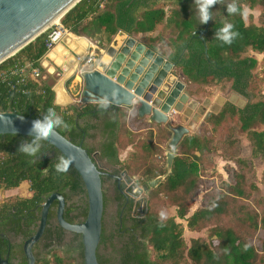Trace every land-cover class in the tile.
I'll list each match as a JSON object with an SVG mask.
<instances>
[{"label":"trees","instance_id":"16d2710c","mask_svg":"<svg viewBox=\"0 0 264 264\" xmlns=\"http://www.w3.org/2000/svg\"><path fill=\"white\" fill-rule=\"evenodd\" d=\"M147 1L80 0L59 23L69 33L91 40L100 51L109 46L119 31L141 37L151 48L157 44L168 48L167 59L177 63L190 96L215 97L217 91L210 93L205 88L216 86L221 91L245 88L252 97L257 94L258 85L264 81V0H243L237 4L238 13L229 14L226 8L213 18L204 37L209 61L203 53L202 41L191 36L202 27L193 0H176L165 4L167 8H154ZM256 5L262 7L259 24L254 23L251 14L245 21L244 7L253 9ZM226 23L233 24V31L239 33L230 45L216 38V32ZM159 28L169 33L167 39ZM47 36L48 29L0 63V112L42 119L54 107L70 125L68 131L55 130L71 142L93 141L96 132H100L98 146H86L93 162L97 158L118 165L117 172H124L128 180L136 176L137 187L161 175L165 146L172 136L167 127L139 118L135 112L129 115L124 107L109 112L92 103L60 106L41 73L37 78L31 76L30 69L41 71L39 61L46 53ZM248 50L263 55V65L257 71L254 70L258 61L247 54ZM257 124L264 125L262 98L253 100L245 109L226 104L218 113L203 119L202 133L184 135L173 151L171 174L157 187L147 189L144 215L132 216L134 199H129L123 208L127 217L120 230L116 227L108 234L102 225L96 251L98 264H264V200L244 172L230 170L227 180L205 191L201 198L203 206L191 212L202 178L211 176L209 170L214 168L213 158L219 146L224 142L233 144L229 138L235 129L247 133L251 156L264 162V129H253ZM31 139L0 135V190H12L27 183L29 192L28 196H16L0 203V233L21 236L23 240L34 234L39 216L28 217L29 223L22 219L54 192L70 203L68 213L73 211V199H84L75 216L80 222L87 213L86 191L78 173L71 166L65 174L55 170V163L62 156L58 150L44 141L37 157L17 150L22 142ZM128 147L131 152L121 159L120 151ZM45 150H52V156L44 157ZM262 178L264 181V169ZM102 192L105 204L104 188ZM115 202L119 215L125 199L118 193ZM167 207H173L175 215L161 220L160 212ZM53 214L54 211L48 213L46 225ZM185 229L204 231L205 238H191L187 246L183 237ZM79 236L75 235L72 243L61 249V236H55L52 228L46 227L40 239L42 249L34 253L35 264H76L77 256L83 263ZM6 251L7 241L0 238V253ZM16 253L22 259L20 264H25L21 246L11 243L10 254Z\"/></svg>","mask_w":264,"mask_h":264},{"label":"water","instance_id":"95a60500","mask_svg":"<svg viewBox=\"0 0 264 264\" xmlns=\"http://www.w3.org/2000/svg\"><path fill=\"white\" fill-rule=\"evenodd\" d=\"M80 0H0V63L13 56L36 37L46 31L53 23L60 19ZM211 15V9H208ZM211 18L203 29L192 32V37L203 43V53L207 60V45L205 35ZM61 31L64 29L61 27ZM196 33V35H195ZM118 35H123L119 31ZM134 40V39H133ZM119 41L116 37L104 49L97 65L92 70L82 73L80 103L99 104L107 97L109 107H131L139 118L148 117V121L155 125H164L172 136L165 151L164 172L141 186L142 191L157 187L171 174L174 149L189 132L183 124L173 126L169 118L173 112L181 113L196 121L205 111L209 99H205L203 106H199L198 113L191 116L197 103L191 100L186 85L174 74L175 62H170L157 49L141 42ZM115 93V95H113ZM238 96L231 92L229 97H217L214 108L207 111L204 119L216 114L226 104L234 103ZM135 101V103H132ZM236 105V104H235ZM238 106V104L236 105ZM36 119L14 112H0V135H30L33 121ZM56 133H58L55 130ZM44 142L58 150L65 158H72L71 167L80 176L87 200L85 219L77 224H70L63 218L64 198L59 193L50 194L40 205L39 224L34 234L23 243L25 264H35L32 252L33 245L39 241L47 220L50 205L57 201L56 219L59 225L70 232L80 235L82 244L83 264H98L96 251L100 241L103 216V192L101 176L110 175L99 170L87 149L81 144H75L58 133ZM125 174V173H123ZM0 264H8L0 259Z\"/></svg>","mask_w":264,"mask_h":264},{"label":"rangeland","instance_id":"374dc122","mask_svg":"<svg viewBox=\"0 0 264 264\" xmlns=\"http://www.w3.org/2000/svg\"><path fill=\"white\" fill-rule=\"evenodd\" d=\"M155 6L167 8V6L161 5V4H156ZM245 9H247V16L249 14H251L253 16L254 23L259 24V15L261 12V7H256V8L254 7L253 9H249L247 7H244V11H245ZM247 16L246 17L244 16L245 21H247ZM159 29L162 32L163 38L167 39L169 37V33L166 30H162L161 28H159ZM140 39H141V37H140ZM141 40H143V39H141ZM98 49H96V54H97L96 59L97 60L100 59L101 55L104 52L103 50L100 51ZM247 54L254 56L257 59L258 64H257V67L254 71L259 70L263 65V63H262L263 55L258 54L254 51H251V50H248ZM92 66L93 65H91L90 67H92ZM90 67H88V68H90ZM75 75L79 76L78 82L81 83L82 73L80 74V70L78 68H75ZM179 78L181 79V81L184 82V77H181L179 75ZM69 84H70V82L65 83L66 88L69 86ZM80 89H81V86H79V84H76L70 89L71 91H69V92H71V94L72 93L75 94L76 92H78V94H79ZM205 90L207 92H210V93L217 91V95H218V96L216 95L217 97H219V96L229 97V95H231V93H229V91L227 89H225L224 91H221L220 86L205 88ZM78 94H77V96L79 97ZM227 94H229V95H227ZM216 96L210 97V98L207 97V94H201L198 96H196V95L191 96V100H193L197 103L195 109H193L191 112V116L198 113L197 112L198 108H199V106H203V102L205 101V99L208 98L209 102L206 105L205 111L203 112V114L200 115L196 121H193L191 117H189L188 119L183 121L179 117L178 121H180L181 124H183L189 128L188 134L189 133H202L203 132V130H204V128H203L204 115L207 111H210L212 108H214V106L216 104H218ZM259 98H262L264 100V81H262V83H260V85H258L257 94H255L254 97H252V101L259 99ZM238 100L239 99H234V103H232V105H235V104L237 105L239 102ZM253 129H255V130L264 129V125L257 124L253 127ZM246 135H247L246 132L241 131L239 129H235L233 136H231L229 138V141H234L233 144L230 145V143L224 142L219 146L218 152L213 158V163H214L213 167L214 168H211V170H209V172H211V176L206 175L204 178H202L201 186L199 188L197 198L194 200L193 206L191 208V212L196 207L203 206L201 198H202L203 194L205 193V191L209 190L213 186H216L221 180H227L228 179V172L230 170L244 172L247 179L249 181L253 182L254 184H256V186L259 189V195L264 200V181L262 178L263 169H264V162L259 157L253 158L251 156V144H250ZM91 144L92 143L89 142L88 146ZM165 148L167 149V145L165 146ZM129 152H131L130 147H128L124 151H120V158L121 159L126 158ZM238 160H242L244 162L238 164L237 163ZM130 180L136 181V176L129 179V182H130ZM107 184H108L107 182H105V184H104V190H105V193L107 194V198H108L107 206H106V214H105V218H104V223H105L104 227H105V230L108 232V231L112 230L113 221H114L113 213L115 211V206H114L113 202L110 200L109 192L106 188ZM138 189H139V193L137 192L135 195L133 194L134 195L133 199L135 202H137L138 200H140V201L143 200V202L145 203V209H146V200H145L146 191H142L141 185L138 186ZM28 195H29L28 184L22 183L18 188H15L12 190H6V191L0 190V201L1 200H8V199L10 200L16 196H28ZM162 211L166 214V218L163 220H166L167 218L175 215V211H174L173 207L163 208L161 210V212ZM191 212H189V213H191ZM177 221H179L183 225H185L184 221L179 220V219H177ZM183 237H184V240H185L187 246H189L191 238H197V237L205 238V232L204 231L189 232L188 230L185 229L184 233H183ZM63 248L65 249V245H62L61 249H63ZM101 250L103 251V248H101ZM73 254H75V253L73 252Z\"/></svg>","mask_w":264,"mask_h":264},{"label":"flooded vegetation","instance_id":"af4514ba","mask_svg":"<svg viewBox=\"0 0 264 264\" xmlns=\"http://www.w3.org/2000/svg\"><path fill=\"white\" fill-rule=\"evenodd\" d=\"M176 0H148L147 3H152L154 6L156 4H162V5H165L167 3H172ZM243 0H235L236 4L242 2ZM233 0H223V3H220L219 0L218 2L211 6L210 9H211V21L213 20V18H215L216 15H218V13H220L222 10L226 9L227 8V5L232 3ZM256 7H261L260 5H256ZM193 9H194V12L196 13H199V5L196 3V0H193ZM262 9V7H261ZM197 17L199 18V15H197ZM205 26V23L202 24V27L195 30V31H199L201 29H203ZM194 32V31H193ZM192 35V33H191ZM196 35V33H195ZM233 92L234 94H236L238 96V106L234 105L235 107L239 108V109H245L251 102H252V96L251 94L247 91V89L245 88H240L239 90H231L229 91V93ZM229 95V94H227ZM230 104V103H229ZM95 121L94 119L92 120V122ZM102 122V120L100 121ZM100 136V132L97 131L96 132V137L93 141H85L82 140V141H79L78 144H81L85 149L87 148V144L92 143L91 145H94L95 142H96V139L97 137ZM89 145V146H91ZM43 156L44 157H50L52 156L53 154V151L52 150H45L43 153ZM96 156V155H94ZM96 162V165L98 166L99 170L101 171H104V172H107L108 174L110 175H115V177H110V176H107V175H103L101 176V181H102V189L104 188V184L105 182H107V190L109 192V197H110V200L113 202L114 206H115V211L113 213V216H114V221H113V226H112V230L110 231H106V233H110L111 231L113 232V229L114 228H118L119 230L122 228V225H123V219L127 217V215L124 214L123 212V208L127 205V203L129 202V199H133L134 197V193H132L131 191V188L129 187V180L128 178L126 177V174H123L124 172H117V170L119 169L118 165H112V166H117L116 168H107L105 166L102 165L101 163V160L100 159H97L95 160ZM107 162V161H106ZM109 163V162H107ZM110 164V163H109ZM119 193V195L121 197H123L125 199V205L122 207V211L119 215H117V202H115V197L117 196V194ZM56 193V192H54ZM134 194V195H133ZM47 198V197H46ZM64 198V197H63ZM105 198L108 200L107 198V194L105 193ZM107 200L105 201V204L103 203V216H102V225L104 227L105 223H104V218H105V214H106V206H107ZM4 200H1V202H3ZM83 201H77V200H72V209L73 211L71 213H68L67 209L69 208V205L70 203H68L65 198H64V203H65V206H64V210H63V218L66 222L70 223V224H77V223H80L79 221V217L78 218H75L76 214L78 213V209L80 208L79 206L80 205H84L83 204ZM135 201H134V206H135ZM56 208H57V201L54 200L52 202V204L50 205L49 207V210H48V213L51 211H54V214L53 216L50 217V223L49 225H45V228H44V231L46 229V227H50L52 228L53 230V234H58L59 236H61L62 238V244L63 245H66V244H70L72 243V240L74 238L75 235H79V234H76L74 232H70L68 230H65L64 228H62L59 223L57 222V219H56ZM134 209V207H133ZM12 212L15 211L14 208L11 209ZM33 213V214H32ZM40 213H41V206H37L31 210L28 211L27 216L24 217L22 219V221L24 223H29L28 221V217H30L31 219H33L35 216L34 214H36L37 216H39L38 218V221H36L35 223H37V226L39 224V220H40ZM133 217H137V218H141L139 217L138 215H135L134 212L132 214ZM47 217H48V214H47ZM46 223H47V220H46ZM117 224V225H116ZM32 227V226H31ZM105 228V227H104ZM43 231V233H44ZM42 233V235H43ZM41 235V237H42ZM40 237V239H41ZM0 238L2 239H5L7 241V251L6 253H4L3 255L0 253V259H5L7 260L8 264H20L22 262V259L20 258L19 254L16 253V254H13L11 255L10 254V246H11V243H15V244H18L21 246V249L23 247V243L27 240H23V238L21 236H15V235H8V236H5L4 234L0 233ZM80 238V236H79ZM36 242L33 247H32V252H33V255L34 253H36L39 249L41 250L42 249V244H41V241ZM81 240V239H80ZM23 252V250H22ZM24 255V254H23ZM73 256H76V254H72ZM25 258V257H24ZM36 261V259H35ZM25 263H26V260H25ZM76 264H83L82 261L80 260V258L77 256V259L75 261Z\"/></svg>","mask_w":264,"mask_h":264},{"label":"crops","instance_id":"0c3cea01","mask_svg":"<svg viewBox=\"0 0 264 264\" xmlns=\"http://www.w3.org/2000/svg\"><path fill=\"white\" fill-rule=\"evenodd\" d=\"M154 8H160V7L154 6ZM118 33L119 32H117L115 37L119 41H125L126 40L127 41L126 45H128L129 42H131V41L141 42V43L147 45L145 42H143L140 39L139 36H129L124 32H122L123 35L120 36V35H118ZM92 45L96 46L91 40H89L85 37L76 36L72 33H69L66 30V33H64L61 40L58 43H56L52 49L46 51V53L40 59L39 63H40V68H41L40 72H41L42 80H44L46 82V84L51 86L52 90L54 91V94H55L54 100H55L56 104H58L60 106H65V105L70 104V103H80L81 89L79 91V94H78V92H76L75 94H73V93L71 94V92H69V91H71L70 89L74 85L79 84V86H81V83L78 82L79 76L75 75V68L78 67L75 59L77 56H84L87 52H89L92 48ZM154 49H157L160 53H162V55H164L167 58V53L169 51L168 48L157 45L156 48H154ZM96 61H99V60H96ZM170 62H172V61H170ZM97 63L98 62L93 64L92 67L85 68L84 70L86 71V70L94 69L96 67ZM174 74L178 78H179V75L181 77H184L182 75L180 69L178 68V65L174 68ZM72 77H73V79L71 80L69 86L66 88L65 83L68 80H70ZM58 88H61V90L63 92L61 94V96H59V94H58ZM77 94L79 95V97L77 96ZM124 108H126L128 110V113H130V111H134V110H131V107H124ZM113 109L114 108L108 107L106 110L109 112H112ZM179 117L183 121H185L186 119L189 118L184 114L173 112V117L169 118V121L171 122V124L173 126H177V125L181 124L180 121H178ZM144 118L146 120H148V117L145 116ZM100 140H101V137L100 136L97 137L94 146H98V143ZM165 150H167V149H165ZM101 163L103 166H105L107 168H116L117 167V166H115V167L112 166L111 164L107 163L105 160H101Z\"/></svg>","mask_w":264,"mask_h":264},{"label":"clouds","instance_id":"9594fccd","mask_svg":"<svg viewBox=\"0 0 264 264\" xmlns=\"http://www.w3.org/2000/svg\"><path fill=\"white\" fill-rule=\"evenodd\" d=\"M218 0H196V3L199 5V20L201 24L207 23L211 17L208 9L209 7L215 5ZM220 3H223V0H219ZM227 12L229 14H236L239 12V8L233 0L232 3L227 5ZM245 17L247 16V9L242 13ZM234 25L231 23H226L219 31L216 32V38L223 41L226 44H231L234 39L239 36V33L233 31ZM115 95V93H113ZM109 99L107 97L102 98L99 101V108L106 110L109 107ZM135 103V101H132ZM130 115H134V111H130ZM62 128L65 131L70 130V125L64 121L62 116L58 115L54 107H50L42 119H36L33 121L32 128L30 129V135L34 133L31 141L22 142L18 151L25 154L29 157H37V154L40 153L42 148V141L48 140L50 137L57 136L58 133L55 132V129ZM34 162V161H32ZM72 158H65L60 156L58 161L55 163V170L57 173L65 174L69 171L70 166L72 165ZM160 218L163 220L166 218V214L162 211L160 213Z\"/></svg>","mask_w":264,"mask_h":264},{"label":"built area","instance_id":"2783aa9c","mask_svg":"<svg viewBox=\"0 0 264 264\" xmlns=\"http://www.w3.org/2000/svg\"><path fill=\"white\" fill-rule=\"evenodd\" d=\"M61 25L58 22V24L51 25L48 28V36L46 40V51L52 49L56 43H58L61 38L63 37L64 33H66V30L61 31ZM96 49H98L97 46L92 45V48L89 52H87L84 56H77L75 61L78 65V69L80 70V74L83 73L85 68L90 67L91 65L95 64L97 61L96 57ZM99 50V49H98ZM30 73L32 77H39L40 76V70L39 68H32L30 69ZM129 187L131 188L132 193L136 194L137 192L139 193L138 187L135 185V181L130 180L129 182ZM139 201V202H138ZM135 203L133 212L135 215H138L139 217L143 216L146 209H145V203L143 200H138Z\"/></svg>","mask_w":264,"mask_h":264},{"label":"bare ground","instance_id":"6f19581e","mask_svg":"<svg viewBox=\"0 0 264 264\" xmlns=\"http://www.w3.org/2000/svg\"><path fill=\"white\" fill-rule=\"evenodd\" d=\"M55 24H58V22L53 23V25H55ZM62 93L63 92H62L61 88H58V94H59V96H61Z\"/></svg>","mask_w":264,"mask_h":264}]
</instances>
